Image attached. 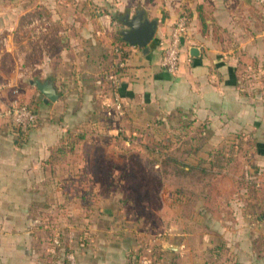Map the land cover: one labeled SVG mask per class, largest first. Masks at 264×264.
Wrapping results in <instances>:
<instances>
[{"label": "crops", "instance_id": "crops-1", "mask_svg": "<svg viewBox=\"0 0 264 264\" xmlns=\"http://www.w3.org/2000/svg\"><path fill=\"white\" fill-rule=\"evenodd\" d=\"M194 1L183 0L181 7L147 16L158 22L155 40L146 53L124 48L120 95L126 116L134 122L163 117L175 125L178 118L180 125L190 126L191 145L171 147L168 157L178 163L176 168L186 180L208 189L210 180L235 169L240 159L248 168L253 166L250 172H264V5L258 0ZM182 8L190 11L189 31L179 71L170 74L160 66V42L169 38ZM32 9L33 21L26 18L27 7L20 6V19L0 23V36H8L5 30L17 25L26 44L27 30L45 21L42 8ZM70 28L77 32L63 38L64 52L48 62L38 55L31 63L37 51L26 47L18 54L17 70L10 65L11 41L0 37V264H32L28 212L32 204L43 202L44 163L64 133L83 129L101 103L110 104L113 97L104 77L118 69L123 52L121 44L112 41L111 27L87 22ZM191 48H199L200 56H191ZM250 59L259 68L245 69L243 62ZM248 71L261 86V94H247ZM48 81L59 94L56 102L45 103L36 86ZM14 102L35 103L38 124L26 134L7 116ZM224 148L227 159L219 163V150ZM172 162L167 166L170 172ZM167 187L166 201L173 210L163 214L164 252L158 264H264V183L248 179L214 183V189L227 191L198 197L186 193L179 203L170 182ZM183 204L192 205V213H185ZM123 248L118 253L108 250L98 262L116 261ZM88 256L85 262L94 261Z\"/></svg>", "mask_w": 264, "mask_h": 264}, {"label": "rangeland", "instance_id": "rangeland-1", "mask_svg": "<svg viewBox=\"0 0 264 264\" xmlns=\"http://www.w3.org/2000/svg\"><path fill=\"white\" fill-rule=\"evenodd\" d=\"M20 6L27 7L26 18L32 21L35 19L32 8H42L45 21L42 26L27 30L26 44L17 25L11 31L5 30L8 36L1 34L0 37L11 41L14 60L10 65L16 70L18 54L26 47L37 51V56L34 53L31 56V63L38 55L48 62L49 58L55 59L64 52L63 38L77 32L70 28L73 25L107 24L111 27L112 41L119 44L128 16L144 12L148 17H155L160 11L183 6V0H0V23H17ZM181 11V14H190L189 9ZM35 32L39 36L36 39ZM75 47H81V43ZM5 50L10 49L5 47ZM112 101L101 103L83 129L64 133L52 156L44 163L47 174L43 202L32 204L28 212L32 264H122L125 253V257L128 256L124 264H128L129 255L140 247L144 248L143 255L154 248L153 260L158 264L164 252L163 214L173 210L166 201L169 182L178 203L181 194L186 198L187 194L198 197L201 193L222 195L220 192L227 191L221 187L214 189V183L220 186L241 179L264 183V172H250L253 166L248 168L240 159L235 169L225 175L220 173L210 180L212 184L208 189L203 186L200 189L197 183L189 182L179 173L177 162H172L171 172L168 171L170 163L163 155L164 132L173 126L178 132L184 126L178 123V118L175 125L163 117L134 122L125 112L119 115ZM27 105L35 110V103ZM79 134H85V139L80 141ZM178 140L173 143L175 148L179 147ZM140 146L161 153V163L153 164L149 153ZM51 158L58 165H49ZM182 207L185 213L193 211L192 205ZM122 248L116 261L98 262L108 250L117 252ZM87 256L94 261L85 262Z\"/></svg>", "mask_w": 264, "mask_h": 264}, {"label": "built area", "instance_id": "built-area-1", "mask_svg": "<svg viewBox=\"0 0 264 264\" xmlns=\"http://www.w3.org/2000/svg\"><path fill=\"white\" fill-rule=\"evenodd\" d=\"M260 3L264 4V0H260ZM189 25L190 19L188 15H180L172 27L169 38L160 42V46L163 50V57L160 62V66L164 71L170 74H176L179 71L182 46L188 35ZM125 68V64L121 63L118 65V69L109 75L113 95L112 104L119 115H123L125 110L124 103L120 95L123 78L120 76L118 71ZM7 116L14 128L24 134L34 129L38 123V116L34 110L29 105L22 102L12 103L8 108ZM153 257L154 248H151L148 249L147 254L133 262L134 264H154Z\"/></svg>", "mask_w": 264, "mask_h": 264}, {"label": "trees", "instance_id": "trees-1", "mask_svg": "<svg viewBox=\"0 0 264 264\" xmlns=\"http://www.w3.org/2000/svg\"><path fill=\"white\" fill-rule=\"evenodd\" d=\"M258 1L260 2V0H258ZM262 5H264V4H262ZM119 44H121L120 46H122L121 49L119 47V51H120V53L123 52V54H121V61H120V64H121V63H125V61L127 59V53L124 51V48L129 47L130 45H128L125 42H122L121 40L119 41ZM252 61H253V59H250V63H248V64L245 63V61L243 62V66L245 67V69L250 70V69H253V68L254 69L255 68H259L257 66V62L255 63V62H252ZM125 69L118 71V73L120 74V76H122V78H123V73L125 72ZM257 70H259V69H257ZM109 75H110V73L108 75H106L104 77V79L106 80V84H108V86L110 85L109 88L111 89V82L109 81ZM245 75H246V78H245L246 79L245 80L246 83L244 84V86H245V89L247 90V94H251V95L261 94L262 93V89H261V86L258 87L256 85V83H257L256 82V78H254L253 76H251V73L249 71L247 73H245ZM261 80H263V77L260 79V81ZM34 112L37 114L36 110H34ZM173 127H172V129H169V130L165 131L164 132L165 135L163 137L164 144L166 145V148L164 149L163 155H164V157H166V159L168 158L167 159L168 163L169 162H172V159H170L168 156H169V154L171 152V150H170L171 147H173V145H174L173 143L178 140L177 139L178 138L177 135H179L178 142H180V145L182 147H184L185 145H191V142H190L191 141V136L189 135V133L192 132V130H190V128H189L190 126L188 128L186 126H183V128L182 129H179L178 132H176L175 131L176 129H173ZM169 134L171 135V137L173 139H171V137L169 138ZM84 135L85 134H79L78 138H79L80 141H82V140L85 139V136ZM188 136L190 137V139L187 138ZM70 145H71V147L74 146L72 142H71ZM235 146L236 145H233V146H231V148L234 149ZM140 147H142V150L143 151H146V152L149 153V157L153 159V162H152L153 164L159 165L161 163V156H163L161 153L151 151L148 147H145V146H140ZM226 148L219 150L220 151L219 152L220 153V156H218L219 163H221V162H223V161H225L227 159L224 156V152H223V151L226 150ZM48 163H49V165H52V166L58 165V162H54L52 158L50 159V162H48ZM219 169H221V165H219ZM179 195H180V193H179ZM143 251H144V248L140 247L139 249H137V251L134 252V254L132 256L129 255V262H128V264H134L133 261H136V260L140 259L142 257V255L144 254Z\"/></svg>", "mask_w": 264, "mask_h": 264}, {"label": "water", "instance_id": "water-1", "mask_svg": "<svg viewBox=\"0 0 264 264\" xmlns=\"http://www.w3.org/2000/svg\"><path fill=\"white\" fill-rule=\"evenodd\" d=\"M16 2V0H14ZM125 29L121 31L122 41L132 47H137L144 53L150 50V45L154 42L158 29V22L150 20L144 12H140L133 17L128 16L124 22ZM191 56H200L199 48L190 49ZM39 92L45 97V103L56 102L59 99L52 82H36ZM174 250L175 248H169Z\"/></svg>", "mask_w": 264, "mask_h": 264}, {"label": "flooded vegetation", "instance_id": "flooded-vegetation-1", "mask_svg": "<svg viewBox=\"0 0 264 264\" xmlns=\"http://www.w3.org/2000/svg\"><path fill=\"white\" fill-rule=\"evenodd\" d=\"M125 21H126V19H125Z\"/></svg>", "mask_w": 264, "mask_h": 264}]
</instances>
